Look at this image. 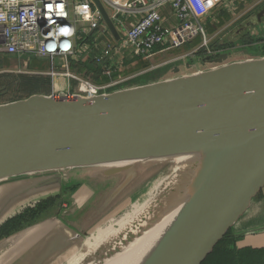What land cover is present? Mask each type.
<instances>
[{"label": "water", "instance_id": "water-1", "mask_svg": "<svg viewBox=\"0 0 264 264\" xmlns=\"http://www.w3.org/2000/svg\"><path fill=\"white\" fill-rule=\"evenodd\" d=\"M93 2L118 40L101 1ZM263 14L264 8L258 20ZM228 56L93 96L59 91L0 102V184L33 177L36 187L64 189L91 169V177L111 180L107 195L86 212L93 223L138 185L148 164L189 156L185 181L169 201L179 210L140 264H201L264 188V56ZM175 161L180 170L183 161ZM167 193L146 207L159 205ZM72 202L61 217L74 214ZM25 207L10 216L1 208L0 226ZM68 222L75 227L65 226L74 233L72 247L89 233ZM120 234L102 249L101 260Z\"/></svg>", "mask_w": 264, "mask_h": 264}, {"label": "built area", "instance_id": "built-area-1", "mask_svg": "<svg viewBox=\"0 0 264 264\" xmlns=\"http://www.w3.org/2000/svg\"><path fill=\"white\" fill-rule=\"evenodd\" d=\"M100 1L119 35L118 40L108 30L93 0H16L12 6H8L9 0H0V13L7 17V22L0 23V52L21 58L26 64L31 59L44 60L47 64L45 69L25 66L20 72L47 76L50 93L59 92L58 82H61L64 92L93 96L127 86L132 79L147 71L123 74L125 61L149 60L158 52L178 49L195 38L201 40L200 47H208L209 37L204 29V18L218 7L232 15L238 10V3L244 0H212V6L207 10L202 7L207 5V0ZM50 3H63L67 17H55L53 13L51 19L55 23L50 25L45 17ZM82 5H87V20L82 13L76 12V8ZM165 8L170 11L175 24L164 23L162 10ZM125 13L136 16L128 23H119L123 30V34H120L113 18L117 19L118 15ZM33 14L36 16L34 22L31 19ZM57 25L74 29L73 35L67 38L71 41V48L67 52L61 51L59 47L55 52L45 50L51 40L47 34ZM92 29L95 31L94 42L101 45V53L94 59L101 67V75L107 77L102 82H95L71 68L72 62L87 58L91 46L80 41ZM64 39L61 36L57 43Z\"/></svg>", "mask_w": 264, "mask_h": 264}, {"label": "crops", "instance_id": "crops-1", "mask_svg": "<svg viewBox=\"0 0 264 264\" xmlns=\"http://www.w3.org/2000/svg\"><path fill=\"white\" fill-rule=\"evenodd\" d=\"M245 2L246 0L241 1L238 4L240 6L241 3L243 4ZM216 9L212 11V14ZM162 14L163 17L165 18L164 21L165 24H170V25L175 24L174 20L170 16V11L167 8L162 10ZM191 43L192 41L187 42L186 44L178 48L176 51L183 48V46ZM165 52L167 51L156 53L151 59L147 60L148 66L141 68L138 71H134L131 70L132 68L131 69L129 68V65L131 63L137 64L139 61L138 59H135L133 61H127V63H125V67L122 73L133 74V73H139L147 69L146 72L140 74V75H144L149 71L152 72L156 71L154 76H152L151 78L149 79L146 78L143 80L137 79L138 81L134 82V84L146 83L158 79L171 77L175 72L176 66L175 67L173 66L170 69L169 73L171 74L168 75L166 72L167 70H165L167 68L166 66L153 67L152 66L153 63H151L155 57H158L160 56V54ZM184 55L185 54H180L176 56L174 59L177 60L179 59V57ZM15 60L19 61L18 64L19 66H16L14 68H9V65L11 63H15L14 62ZM200 61H202V59H200ZM37 65L44 66L45 68L47 67V64L44 60L31 59L26 64L24 60L21 58L0 52V76H8V77L13 76L14 78L15 76H18V74H23L20 72V70H23L25 66L29 68H34V67L37 68L38 67ZM198 65L201 66L202 64L198 63ZM189 68L192 69V71L199 69L190 66L188 61L184 63L183 67L179 68L178 73H187L189 71L183 72V70H187ZM2 82L3 81H1L0 83ZM58 83H59L58 91H63V89L61 88V82ZM129 84H133V82ZM42 93L48 94L50 93V89H48L47 92H42ZM15 99H19V98L17 96L10 97L8 99H5L3 102L15 100ZM78 173L80 176L83 175L85 179L82 180V182L79 181V183L75 186V188L69 193L68 192L63 193L62 191L64 189H62L61 186L57 188L36 187L37 179L33 177L21 178L4 184H0V209L4 207L6 215L8 216L14 213L19 207L20 208L22 206L29 207L28 205L30 206L34 205L41 199H45L51 196L61 195L60 199L57 201L60 202L58 206L59 210L55 209V211L52 214L43 217L38 222L30 226H27L25 228H22L20 230L14 231L0 238V243H1L0 264H52V262L55 259H57L62 253H64V251L69 249V247L72 245L71 240L73 238L74 233L70 231L67 227H70L74 230L75 227L71 225L68 222V220L78 222L81 226L83 225V227L87 231H89V229L94 228L99 223V221L104 219L108 213H111L117 209V207L121 204L120 200L122 198L117 200L115 203H113V205L101 217L92 220L94 221L93 223L92 222L87 223L88 218H86L87 216L86 212L90 210L92 205H94L96 198L98 196L104 197L105 195H107L106 193L108 192L107 190L110 188L111 180L110 179L98 180L91 177L92 176L91 169H86V171H79ZM25 188L26 189L32 188L33 190H30L26 193H22V191ZM132 191H130L124 197L128 196ZM67 197L69 198L68 200H66ZM70 201H73L72 203L77 205L78 208L76 209L74 214L63 215L61 217L60 212L66 210L69 207ZM56 207H57V203H56ZM232 231L234 235L237 237L236 246L238 248H242V247L264 248V188L251 201L248 209L242 214V216L237 220V222L232 227Z\"/></svg>", "mask_w": 264, "mask_h": 264}, {"label": "rangeland", "instance_id": "rangeland-1", "mask_svg": "<svg viewBox=\"0 0 264 264\" xmlns=\"http://www.w3.org/2000/svg\"><path fill=\"white\" fill-rule=\"evenodd\" d=\"M263 8H264V0H249V1L246 0V2L243 4L241 3L240 6L238 4V8H237L238 10L235 11L234 14L232 15L229 14L230 16L229 15L222 16L223 17L221 18L222 23L216 26L212 32L208 33L209 36L208 47L206 48L200 47L201 40L200 41L199 40L197 41L196 39L195 41L192 40L193 43L183 46V48L179 49L178 51H176L177 49L172 51H167L165 53L160 54V56L155 57L151 62L153 63L152 66L153 67L166 66L167 68L165 70H167L166 72L169 75L171 74L169 73V71L173 66L181 68L184 66V63L189 61L190 66L194 68L195 67L201 68L204 66L198 65V63L201 64L200 59L207 58L208 60V59L216 58L218 55L222 53L229 54L228 56L229 60H242L244 58L249 57V55L253 54L252 50L258 51L260 50L259 45H264V14L260 16V20H258L257 18V15ZM106 9L108 12H110V9L108 7H106ZM135 16H136L135 14L127 15L125 13L118 15L117 19L113 18V22L119 29L120 34H123V30L121 29L119 23L121 21H123V23H128L129 21L133 20ZM96 35L97 34H95V36ZM248 36H252L256 40L252 41V43H247L246 37ZM217 38H220L222 40V44L226 43V46L221 47V49L215 50L216 47H214V42L215 39ZM199 47L204 48V50H201L200 53H194V55H190L191 52L198 50L197 48ZM180 54H185L184 55L185 57L183 59L181 57L175 60L174 58ZM14 62L15 63H11L9 65V68H14L16 66H19L18 65L19 61L15 60ZM135 65H136L135 63L134 64L131 63L129 65V68L131 69ZM38 69H41V67H38ZM185 71L190 72L192 71V69L189 68L187 70H183V72ZM23 75L25 74H18L17 77ZM1 81L3 82L0 83V88H2L0 89V102H3L5 99H8L10 97H15L18 94H22L20 91H18L19 89L16 86L17 83L16 80L13 78V76L11 77L0 76V82ZM20 97H24V94H22ZM157 165L160 167L156 169L155 166ZM180 165L181 163L175 160H168L164 162L148 164L146 167L149 170L138 182V185L134 188V190L128 196L123 197L120 200L121 204L117 207V209L111 213H108L106 217L101 221H99V223L94 228L89 229L88 231L89 234L82 237L81 241L78 244L73 245L72 247L64 251V253H62L57 259H55L52 262V264H76V263L95 264V262L100 261L102 259L101 256L103 251L102 249L104 248L103 246L106 247V245H109L112 242L111 241L112 236L105 238L104 240H102L93 247L92 246L86 247L87 245L85 244V241L90 236V234L93 233L98 226L99 227L104 226L112 219L113 220L118 219L127 212L131 213L132 204L138 203L140 205L143 204V202H152L154 199L159 197L161 195V192H164V189L167 188V185L174 179L173 177L176 176ZM89 249H92L93 251H89ZM109 256L111 255L108 254V257Z\"/></svg>", "mask_w": 264, "mask_h": 264}, {"label": "trees", "instance_id": "trees-1", "mask_svg": "<svg viewBox=\"0 0 264 264\" xmlns=\"http://www.w3.org/2000/svg\"><path fill=\"white\" fill-rule=\"evenodd\" d=\"M229 15V13L224 8H217L213 14L207 16L203 20V25L206 34L212 32L216 26L222 23V16ZM230 16V15H229ZM247 43H252V41L256 40L252 36L246 37ZM260 38V37H259ZM197 41L200 39L195 38ZM195 39L193 41H195ZM219 39V41H218ZM192 41V43H193ZM80 42L88 43L91 46L89 54L87 58L83 61L72 62L71 68L76 72L82 73L85 77L91 78L95 82L106 81L107 77L101 75V67L99 64L95 62V57L101 53V45L100 43L94 42V35H85ZM210 46V43H209ZM225 44H222V40L220 38L215 39L214 47L215 50L221 49V47H225ZM260 50H252L253 56H264V45H259ZM204 48H199L196 53H200ZM214 51V50H213ZM138 63L132 67L131 70L138 71L141 68L148 66L147 60L138 59ZM127 63V61H125ZM45 69L44 66H39ZM37 67V68H38ZM127 73V72H126ZM153 73V74H152ZM156 71H149L144 75H140L131 82H136L139 79H149ZM117 73H114V75ZM151 74V75H150ZM16 86L18 87V91H20L24 96H28L32 93H42L47 92L49 89V79L44 75H23L20 77L15 76ZM138 79V80H137ZM15 86V87H16ZM22 94H18L17 97L20 98ZM76 185H66L64 187V192H70L75 188ZM60 196H51L45 199H41L33 206L25 207L22 211L17 213L12 218L6 220L0 226V238L8 235L14 231L20 230L27 226H30L43 217H46L52 214L56 209V203L60 199ZM237 237L234 235L232 229H230L224 237L218 241V243L214 246L212 252L205 258V260L201 264H264V248H251V247H242L238 248L236 246Z\"/></svg>", "mask_w": 264, "mask_h": 264}, {"label": "bare ground", "instance_id": "bare-ground-1", "mask_svg": "<svg viewBox=\"0 0 264 264\" xmlns=\"http://www.w3.org/2000/svg\"><path fill=\"white\" fill-rule=\"evenodd\" d=\"M94 32L95 31L93 30L91 34L88 33L87 35H94ZM196 51L191 52L190 55H193ZM171 159L183 161V163L176 180L167 187L168 193L166 195H168V198H162L160 199L161 203L159 205L154 202L150 207H146V202H143V204L140 205L138 203L132 204L131 213L127 212L118 219H112L104 226H98L86 239V247H93L105 238L111 236L113 237L122 231V234H120L119 237L115 239L116 241H114L111 245L110 251L107 252V250H105L104 259L100 262H95V264H140L145 255L155 245L163 231L174 219L180 205L177 204L174 206L169 204V201L174 199L176 193L180 190L182 184L185 181V167L187 165L189 156H176ZM129 163L131 162H126L119 165H126ZM131 234H133V237L128 240L127 237ZM89 251L93 250L89 249ZM111 252L113 253L110 254ZM108 254L111 256L108 257Z\"/></svg>", "mask_w": 264, "mask_h": 264}, {"label": "clouds", "instance_id": "clouds-1", "mask_svg": "<svg viewBox=\"0 0 264 264\" xmlns=\"http://www.w3.org/2000/svg\"><path fill=\"white\" fill-rule=\"evenodd\" d=\"M16 0H9L8 6L14 5ZM212 6V0H207V5L202 6L204 7V10H207V8H210ZM35 11V10H34ZM76 12L78 14L82 13L83 18L85 20L89 19V14L87 11V5L78 6L76 8ZM55 15V17H67V14L64 12V5L63 3H50L47 5V12L45 13V17L48 18V23L54 24L55 21L51 19L52 15ZM32 21L34 22L36 20V16L33 14L31 17ZM7 22V17L5 14L0 13V23ZM74 33V29L69 26H59L55 29H52L48 32L47 37H50V42L46 45V51L47 52H55L57 47L63 52H67L71 48V41L67 39L68 37H71ZM63 36L66 39H64L62 42H59V38Z\"/></svg>", "mask_w": 264, "mask_h": 264}]
</instances>
